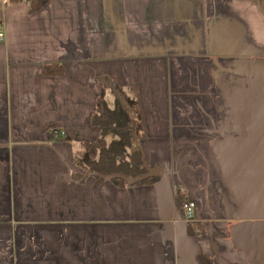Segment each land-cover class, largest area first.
<instances>
[{
	"label": "crops",
	"instance_id": "0c3cea01",
	"mask_svg": "<svg viewBox=\"0 0 264 264\" xmlns=\"http://www.w3.org/2000/svg\"><path fill=\"white\" fill-rule=\"evenodd\" d=\"M31 2L0 0V264H264L261 1ZM102 76L154 183L78 178Z\"/></svg>",
	"mask_w": 264,
	"mask_h": 264
},
{
	"label": "trees",
	"instance_id": "16d2710c",
	"mask_svg": "<svg viewBox=\"0 0 264 264\" xmlns=\"http://www.w3.org/2000/svg\"><path fill=\"white\" fill-rule=\"evenodd\" d=\"M31 1L32 9H36L46 0ZM54 69L44 66L46 74L62 73V67ZM108 96L112 98L111 104ZM91 122L100 128V135L84 141L75 153L74 163L83 171L78 175L79 179L92 175L97 183L109 179L118 186L151 184L159 180L160 176L150 172L142 161L138 141L145 135V130L133 86L123 87L107 77H99Z\"/></svg>",
	"mask_w": 264,
	"mask_h": 264
},
{
	"label": "built area",
	"instance_id": "2783aa9c",
	"mask_svg": "<svg viewBox=\"0 0 264 264\" xmlns=\"http://www.w3.org/2000/svg\"><path fill=\"white\" fill-rule=\"evenodd\" d=\"M4 38V31L0 26V40ZM182 213L186 221L192 220L195 216V203L192 201H185L181 205Z\"/></svg>",
	"mask_w": 264,
	"mask_h": 264
},
{
	"label": "rangeland",
	"instance_id": "374dc122",
	"mask_svg": "<svg viewBox=\"0 0 264 264\" xmlns=\"http://www.w3.org/2000/svg\"><path fill=\"white\" fill-rule=\"evenodd\" d=\"M108 103L111 104L112 103V98L108 96Z\"/></svg>",
	"mask_w": 264,
	"mask_h": 264
},
{
	"label": "water",
	"instance_id": "95a60500",
	"mask_svg": "<svg viewBox=\"0 0 264 264\" xmlns=\"http://www.w3.org/2000/svg\"><path fill=\"white\" fill-rule=\"evenodd\" d=\"M261 4H262V6L264 7V0H261Z\"/></svg>",
	"mask_w": 264,
	"mask_h": 264
}]
</instances>
